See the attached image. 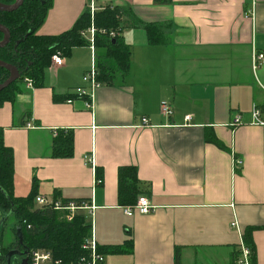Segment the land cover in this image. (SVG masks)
I'll return each mask as SVG.
<instances>
[{
	"label": "crops",
	"instance_id": "obj_1",
	"mask_svg": "<svg viewBox=\"0 0 264 264\" xmlns=\"http://www.w3.org/2000/svg\"><path fill=\"white\" fill-rule=\"evenodd\" d=\"M87 1L51 0L37 34L70 29ZM95 3L122 11L129 71L97 87L87 110L75 89L87 86L82 75L93 52L74 47L62 65L50 62L41 86L24 85L0 106L14 196H26L37 181L39 195L93 199L98 246L132 241L129 253L105 254V264H236L248 227L256 264H264V126L250 123L253 105L264 113V63L252 66L253 51L264 53V0ZM136 20L169 22L170 43L149 44ZM162 102L170 116L160 112ZM236 114L243 124L232 127ZM53 128L72 131L71 157L51 155ZM91 153L100 184L84 159ZM123 165L136 167L151 212L127 216L118 204Z\"/></svg>",
	"mask_w": 264,
	"mask_h": 264
},
{
	"label": "trees",
	"instance_id": "obj_2",
	"mask_svg": "<svg viewBox=\"0 0 264 264\" xmlns=\"http://www.w3.org/2000/svg\"><path fill=\"white\" fill-rule=\"evenodd\" d=\"M169 1V0H157ZM16 0H0L1 4L11 5ZM51 0H24L13 11L0 10V25L10 34L8 42L0 47V61L11 64L19 71V78L0 91V106L4 102H14L16 94L29 78L35 87L41 86L43 75L51 62V57L59 52L68 57L72 48L87 45L83 32L89 27L91 20L86 9L73 26L58 35H39L37 29L42 25ZM122 11L117 7L104 6L94 13L93 24L97 30L94 40L95 48L102 54L95 55L97 79L101 83H111L114 75H125L130 67V48L124 42L121 31L126 26ZM146 32L147 41L151 45H167L170 43L167 30L169 22H141ZM110 31L117 35L109 36ZM4 35L0 32V41ZM10 73L0 67V83L8 79ZM211 141L221 145L217 139ZM73 154V133L71 130L59 129L51 146L53 157L68 158ZM13 151L5 145L3 129L0 127V228L10 215L15 220V227L10 228L18 240L16 230L19 229L24 249L45 248L60 259L62 264H78L85 255L81 245L89 233V223L84 215H76L71 221L60 219V215L51 208L39 209L34 206V198L38 195L37 181H34L26 196L16 197L13 194ZM98 178H100L98 176ZM101 179V178H100ZM102 182V180H101ZM146 194L137 177L134 165H123L117 170V201L120 206L132 205L137 196ZM59 196L58 192L53 195ZM64 201L68 199H63ZM252 228L243 231L242 241L248 247L250 264H256L255 248L252 240ZM11 245V244H10ZM132 241L123 245L100 248L98 251L108 253H129ZM3 245V233L0 231V264H6V256L11 250Z\"/></svg>",
	"mask_w": 264,
	"mask_h": 264
},
{
	"label": "built area",
	"instance_id": "obj_3",
	"mask_svg": "<svg viewBox=\"0 0 264 264\" xmlns=\"http://www.w3.org/2000/svg\"><path fill=\"white\" fill-rule=\"evenodd\" d=\"M90 14L91 23L89 27L83 32L84 38L87 40L90 49L92 50L93 58L91 61L90 68L82 75V82L85 83L87 86L77 87L75 89V93L79 98H82L84 101V105L87 110L92 109V97L94 90L99 87L102 83L97 79L98 71L96 68L95 62V34L97 32L94 24H93V17L94 13L98 11L100 7L95 3V0H88L87 7ZM254 10H250L249 12L245 13V18L251 17L253 18ZM117 35L116 31H110L109 36L114 37ZM51 61L54 65L60 66L63 64L64 57L59 53L56 52L52 55ZM264 63V53L263 52H256L253 51L252 53V66L255 68L258 64ZM24 84L27 87H32V82L29 78L24 79ZM67 102H71L70 99L66 100ZM160 112L166 116H170L172 110L168 103L162 102L160 104ZM250 123L257 125V126H264V113L256 105H253L250 110ZM142 126L148 125V119L142 118ZM243 124L242 116L240 114H236L230 125L232 127H236ZM26 127L31 128V122H26L24 125ZM57 128L52 129L53 136H56L58 133ZM84 159L87 164H89L93 170V175L95 176L94 183L100 184L101 179L98 178L95 170V162L92 153L87 154L84 156ZM235 167H239L241 164L240 158L234 159ZM95 172V173H94ZM64 198L58 197H47L44 195H36L34 198V206L39 209L51 208L55 210L60 215V219L64 221H71L76 215H84L87 222L90 224L89 226V233L85 237L81 247L85 251V255H83L78 264H105V257L104 254L98 251V244L95 240L94 234V210L95 205L93 203V199L90 200H72L68 199L66 201L63 200ZM155 206L149 200V198L143 194L137 196V199L134 204L127 205L123 207V211L127 216L133 215L135 211L139 212L140 214H147L151 212ZM231 226L236 227L235 222L231 223ZM250 251L247 246H242L241 249V258L236 261V264H250ZM24 258L27 259V264H62L60 259H57L53 253L45 248H35L31 250H27L23 253Z\"/></svg>",
	"mask_w": 264,
	"mask_h": 264
},
{
	"label": "water",
	"instance_id": "obj_4",
	"mask_svg": "<svg viewBox=\"0 0 264 264\" xmlns=\"http://www.w3.org/2000/svg\"><path fill=\"white\" fill-rule=\"evenodd\" d=\"M23 1L24 0H16V2L14 4H11V5H5V4L0 3V10H2V11H13V10L17 9L23 3ZM0 32L4 35L3 40L0 41V47H2L8 42L10 34H9V31L1 25H0ZM0 67L7 69L10 73L9 78L6 79L5 81H3L2 83H0V91H2L10 83H12L16 79H18L20 74H19V71L17 70V68L15 66L8 64L6 62L0 61ZM16 233H17L19 241L21 242V234H20L19 229L16 230ZM19 254L15 250H10L6 256V264H10V260H11L13 255L17 256ZM20 264H27V259L23 258L21 260Z\"/></svg>",
	"mask_w": 264,
	"mask_h": 264
},
{
	"label": "rangeland",
	"instance_id": "obj_5",
	"mask_svg": "<svg viewBox=\"0 0 264 264\" xmlns=\"http://www.w3.org/2000/svg\"><path fill=\"white\" fill-rule=\"evenodd\" d=\"M89 219L87 216V220ZM14 224V219L9 215L5 221V224L0 228V231L3 233V245H9L10 247L14 246L16 240L14 238L15 236L13 234V231L10 229L13 227ZM16 258L17 260L15 261L13 258L10 264H20L21 260L23 259V256L19 254L16 256Z\"/></svg>",
	"mask_w": 264,
	"mask_h": 264
},
{
	"label": "flooded vegetation",
	"instance_id": "obj_6",
	"mask_svg": "<svg viewBox=\"0 0 264 264\" xmlns=\"http://www.w3.org/2000/svg\"><path fill=\"white\" fill-rule=\"evenodd\" d=\"M15 221V220H14ZM16 224V223H15ZM15 224L13 225V227H15ZM14 234V233H13ZM15 236V235H14ZM15 238V237H14ZM15 243H14V246H12L10 249L11 250H15V251H17L18 252V254L20 253L22 256H23V253L25 252V251H27V249H24V247L22 246V244H20V241H19V239L17 240V238H15ZM14 258V260L16 261L17 260V258H16V255H13L12 256V258H11V260ZM23 258H24V256H23ZM11 260H10V263H11Z\"/></svg>",
	"mask_w": 264,
	"mask_h": 264
}]
</instances>
